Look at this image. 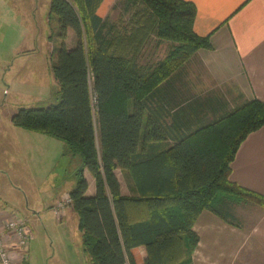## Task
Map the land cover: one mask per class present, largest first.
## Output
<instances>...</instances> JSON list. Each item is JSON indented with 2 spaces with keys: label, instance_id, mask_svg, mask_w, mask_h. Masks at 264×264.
Masks as SVG:
<instances>
[{
  "label": "trees",
  "instance_id": "1",
  "mask_svg": "<svg viewBox=\"0 0 264 264\" xmlns=\"http://www.w3.org/2000/svg\"><path fill=\"white\" fill-rule=\"evenodd\" d=\"M105 0H51L58 20L53 71L60 103L19 107L12 122L53 135L65 153L84 158L69 192L90 264H189L200 235L194 226L204 210L235 224L232 202L264 205V194L230 179L232 162L248 135L264 126V101L253 99L216 121L163 146L171 133L147 99L199 49L213 48L195 30L190 0H134L132 28L110 25L99 10ZM75 31L77 44L65 39ZM172 45L155 67L138 61L153 36ZM130 179L122 192L117 169ZM96 190L88 193L85 171ZM28 264V261L25 263Z\"/></svg>",
  "mask_w": 264,
  "mask_h": 264
},
{
  "label": "crops",
  "instance_id": "2",
  "mask_svg": "<svg viewBox=\"0 0 264 264\" xmlns=\"http://www.w3.org/2000/svg\"><path fill=\"white\" fill-rule=\"evenodd\" d=\"M190 1L197 6L195 30L200 35H210L213 48L199 49L148 97V111L161 113V123L171 133L163 146L174 144L248 101L257 98L264 101V0ZM50 73L52 76L45 85L60 90L54 71ZM13 77L8 78L9 88L17 87ZM41 84L38 80L32 81V87L37 90L43 87ZM19 107L22 106L12 107L6 118H0V172H3L0 186L1 182L15 183L11 171H31V164L38 160L46 162L51 149L56 152L57 137L12 122V115ZM116 172L122 192L130 194L129 177L120 168ZM85 174L89 181L88 193L93 194L95 180L88 170ZM18 177L24 175L18 174ZM122 177L127 181V190ZM230 179L264 194V126L251 132L240 145L232 162ZM62 206L61 201L55 209L60 208L65 217L69 213L77 215L71 205ZM252 206L254 218L246 227L234 226L214 212L204 210L194 226L200 242L193 264H264V205L253 203ZM18 210V205L11 203L0 189L2 224L5 226L10 219L21 216ZM24 218L28 223L27 217ZM12 237L8 232L7 242L11 247ZM139 249L144 260L146 249L136 248V257ZM137 261L140 264L138 257Z\"/></svg>",
  "mask_w": 264,
  "mask_h": 264
},
{
  "label": "rangeland",
  "instance_id": "3",
  "mask_svg": "<svg viewBox=\"0 0 264 264\" xmlns=\"http://www.w3.org/2000/svg\"><path fill=\"white\" fill-rule=\"evenodd\" d=\"M133 1L105 0L100 11L108 26L118 25L130 30L136 11ZM50 14L51 0H0V118H6L8 110L18 105L48 107L61 101L59 87L45 85L52 76L57 48L63 42L58 36L57 17ZM65 43L70 48L76 46L74 29L68 30ZM171 45L170 40H160L154 35L138 55L139 64L145 70L152 69L167 56ZM11 77L17 80L16 88H9L7 84ZM37 80L43 86L40 90L32 87V81ZM55 140L56 152L51 149L46 162L38 160L31 164V171H11L15 181L12 185L1 182L4 195L17 204L19 214L28 219L26 229L31 236L26 249L28 257L22 262L16 259L18 264L27 261L28 264L91 263L82 243L78 215L74 217L69 213L65 217L60 208L55 209L61 201L64 206L70 205L67 193L77 185L76 173L84 158L80 154L65 153V142ZM122 180L127 190V181L123 177ZM253 203L250 200L231 203L236 217L234 226L246 227L253 221ZM142 254V250H137L140 264H144ZM193 258L194 253L189 264H193Z\"/></svg>",
  "mask_w": 264,
  "mask_h": 264
},
{
  "label": "built area",
  "instance_id": "4",
  "mask_svg": "<svg viewBox=\"0 0 264 264\" xmlns=\"http://www.w3.org/2000/svg\"><path fill=\"white\" fill-rule=\"evenodd\" d=\"M66 198L68 203H71L70 196ZM26 225L27 220L22 216L10 219L5 226L0 221V264H17L16 259L22 262L28 257L26 249L30 243V235ZM8 232L13 236L12 247L7 242Z\"/></svg>",
  "mask_w": 264,
  "mask_h": 264
}]
</instances>
